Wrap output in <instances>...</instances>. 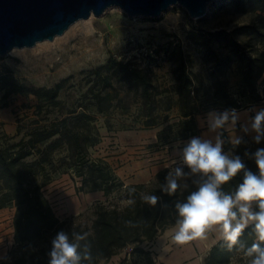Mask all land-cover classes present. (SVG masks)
Here are the masks:
<instances>
[{
    "label": "rangeland",
    "instance_id": "1",
    "mask_svg": "<svg viewBox=\"0 0 264 264\" xmlns=\"http://www.w3.org/2000/svg\"><path fill=\"white\" fill-rule=\"evenodd\" d=\"M261 2L241 0L237 5L233 0H213L203 18H190L180 5L171 6L157 17L128 16L118 7H111L99 16L81 19L85 21L69 29L71 25L51 41H40L0 55V77L7 76L25 89L62 84L58 102L52 105L29 92L11 93L2 99L7 87L0 81V103L7 102L5 108H0V146L14 145L11 151H15L35 129H43V125L54 118L73 109L81 111L84 107L95 114L99 133V142L89 148V153L109 163L125 185L147 183L167 166L171 169L167 176L173 175L175 166H183L170 163L169 158L170 150L184 143L177 139L181 118L178 95L174 91L180 54L187 71L196 76L195 81L200 86L195 120L211 111H224L217 103L211 104L208 76L213 71L227 78L230 91L239 99L240 63L227 45L225 35L213 34L223 31L240 45L250 40L258 47L254 29L264 33V10L258 8ZM110 58L128 61L149 77L154 92L158 93L153 104H144L137 93L114 83L122 99L116 100L103 113L95 111L86 93L93 84L95 88L101 87L93 72ZM207 101L210 108L205 111L203 104ZM168 102L170 109H167ZM150 107L151 119L144 115ZM150 120L155 124L147 125L146 121ZM45 145L38 143L32 154L24 159L29 164L40 161L32 166L35 170L30 176L32 182L45 183L42 192L60 220H68L72 225H89L94 204L105 199L103 193L76 191L79 183L58 168L59 159L66 151L61 148L52 152L43 163ZM143 179L148 180L139 182ZM14 212L13 205L0 209V262L3 263L11 262L23 250L22 245L13 241ZM127 251H132V246L120 252L127 254ZM135 255L141 259L140 264H146L143 255ZM5 256L9 259H3Z\"/></svg>",
    "mask_w": 264,
    "mask_h": 264
},
{
    "label": "trees",
    "instance_id": "2",
    "mask_svg": "<svg viewBox=\"0 0 264 264\" xmlns=\"http://www.w3.org/2000/svg\"><path fill=\"white\" fill-rule=\"evenodd\" d=\"M241 0H233L239 4ZM264 10V0L258 7ZM225 35L227 45L240 63L239 99L233 96L228 86L227 78L216 72H210L211 104L223 109H241L262 100L257 91L261 85L259 80L264 72V33L254 29V36L259 44L254 47L250 40L244 45L228 37L223 31L213 35ZM248 52V53H247ZM101 69L103 72H101ZM175 93L178 95L179 110V140H186L196 136L199 132L194 118L196 100L199 97L200 86L196 83V76L187 71L185 60L180 54L177 63ZM101 87L96 84L89 87L86 97H90L97 113H103L111 108L116 100H121L114 83L123 86L125 90L139 95L144 104L154 103V92L149 77L137 66L128 61L108 59L107 63L93 72ZM264 81V78L262 79ZM0 81L7 89L2 97L6 99L11 93H32L38 99H45L52 105L57 104V96L61 83L52 88L25 89L7 76H1ZM203 104L205 111L209 110V101ZM7 102L0 103L5 108ZM82 106V105H80ZM152 107L145 110L144 115L151 119ZM168 102L167 109H170ZM95 114L84 107L81 111L73 109L60 118H54L43 129L34 130L32 136L17 150L11 147L0 146V209L13 205L15 212L12 218L13 240L22 245L23 250L11 262L0 264H49L48 253L51 250V241L58 231H64L70 242L78 243V252L81 255L80 264H99L109 260L113 255L124 248L132 246L131 254L143 255L147 264L151 263L149 251L143 243H148L158 237L171 225L177 224L179 219L176 209L177 203H184L187 197L198 189L202 182L200 174H192L187 165L174 167L173 176L177 168H181L185 175L175 177L178 188L169 195L162 190L166 184V177L171 170L169 166L156 172L147 183L125 185L116 175L109 163L101 157H93L89 148L99 142L98 129L95 126ZM153 125L154 121H146ZM221 137L224 134L221 133ZM175 140V139H174ZM240 145L224 143L223 152L229 156L239 155L248 170L258 174L255 161L245 152L254 153L258 148H264V142L254 143L251 138H243ZM46 143L43 148V163L50 154L63 148L66 153L59 159L58 168L68 172L70 177L79 184L75 189L78 192L101 191L105 199L96 202L93 206V216L90 224L75 223L60 220L54 213L50 203L42 192L43 183H33L30 176L34 174L33 165L24 162L30 156L38 143ZM243 182V170L228 183L221 185L220 190L225 194H234L240 183ZM135 189V191H132ZM144 195H156L159 199L156 205H151L142 199ZM134 201V203H133ZM258 209V208H257ZM253 224L248 225L242 232L237 245L231 250L224 238L213 245L203 259V264H227L232 258L240 254L237 264H250V257L245 256V248L256 242L252 231ZM85 238L77 241L76 236ZM90 255L91 259L85 256ZM133 264H137L136 261Z\"/></svg>",
    "mask_w": 264,
    "mask_h": 264
},
{
    "label": "clouds",
    "instance_id": "3",
    "mask_svg": "<svg viewBox=\"0 0 264 264\" xmlns=\"http://www.w3.org/2000/svg\"><path fill=\"white\" fill-rule=\"evenodd\" d=\"M209 128L212 131L224 128L231 122L234 126L239 120L236 109H226L222 112L211 111L207 116ZM251 131L255 133L253 141L260 144L264 141V109L256 111L251 119ZM245 133L249 127L243 126ZM242 137H234L232 143L240 145ZM223 141L217 136L216 143L192 138L184 148V162L192 174H200L202 182L198 189L192 192L186 202L177 203L179 219L173 241L177 245L187 244L195 239H204L206 231L213 225H218L224 240L231 250L237 245L243 230L249 222H254L252 231L256 242L245 248L240 243V248L245 249L244 254L250 257V264H264V148H258L254 153L245 152L255 161L258 174L246 168L239 155L229 156L222 150ZM243 170V182L239 184L234 194H225L220 188ZM185 175L181 168H177L175 176L171 173L166 177V184L162 190L171 195L178 188L177 179ZM135 191V189H132ZM142 199L156 205V195H144ZM134 203V201H133ZM255 204L258 211L253 210ZM77 235L76 240L84 239ZM80 245L70 242L69 236L64 231H58L51 241V250L48 253L49 264H80L81 255L78 252ZM91 259L90 255L85 256ZM3 259H9L3 257Z\"/></svg>",
    "mask_w": 264,
    "mask_h": 264
},
{
    "label": "water",
    "instance_id": "4",
    "mask_svg": "<svg viewBox=\"0 0 264 264\" xmlns=\"http://www.w3.org/2000/svg\"><path fill=\"white\" fill-rule=\"evenodd\" d=\"M213 0H0V55L13 48L53 40L71 24L107 8L118 7L128 16L157 17L173 5L190 18H203Z\"/></svg>",
    "mask_w": 264,
    "mask_h": 264
},
{
    "label": "crops",
    "instance_id": "5",
    "mask_svg": "<svg viewBox=\"0 0 264 264\" xmlns=\"http://www.w3.org/2000/svg\"><path fill=\"white\" fill-rule=\"evenodd\" d=\"M263 78L264 72L262 78L259 80L262 85V90L264 94V81L262 80ZM260 109H264V101L255 102L250 105H247L244 108L237 109L239 113V120L237 121V123L233 126L231 122H229L224 126V128L216 129L215 131H212L209 128L207 120L209 112L204 114L203 118L196 119V123L199 128L198 134L186 140H181L184 141L182 145L179 144L177 147L172 148L170 150V163L186 165L184 162L183 150L192 138L198 137L201 140H208L211 141L214 145L216 143L217 136H220V139L223 141L222 150L224 143H232V139L234 137L239 136L242 138L253 139L255 133L251 131L250 123L252 117H254V115L256 114V111ZM243 126L249 127V131L247 133L242 130ZM221 133L224 134V137H221ZM147 180L148 179H143V181L139 182H145ZM253 210L258 211L255 204H253ZM252 223L254 222H249L248 225ZM177 227V224L171 225L154 240L148 243H143L145 248L149 251V258L151 260V263L149 264H203V259L208 254L210 248L215 245L220 239L223 238V234L220 231L219 226L213 225L206 231L204 239L198 238L187 244L177 245L173 241V236L175 234V231L177 230ZM125 256L126 253L120 252L119 254L113 255L109 260L104 261L103 264H128V260H126ZM240 256V254L236 255L227 264H237L238 258ZM121 258H123L122 263L120 262ZM140 260L141 259L139 257H136L135 254L133 255V262L136 261L137 264H140Z\"/></svg>",
    "mask_w": 264,
    "mask_h": 264
},
{
    "label": "built area",
    "instance_id": "6",
    "mask_svg": "<svg viewBox=\"0 0 264 264\" xmlns=\"http://www.w3.org/2000/svg\"><path fill=\"white\" fill-rule=\"evenodd\" d=\"M257 91H258V93L260 94V96L262 98V100L260 102H263L264 101V94H263V90H262V85H258L257 86ZM126 259L128 260V262H131L130 264H133V261H131V260H133V255L131 254V251H127Z\"/></svg>",
    "mask_w": 264,
    "mask_h": 264
},
{
    "label": "bare ground",
    "instance_id": "7",
    "mask_svg": "<svg viewBox=\"0 0 264 264\" xmlns=\"http://www.w3.org/2000/svg\"><path fill=\"white\" fill-rule=\"evenodd\" d=\"M110 8H111V7H110ZM91 18H92V16H90V18H88V19H91ZM79 21H85V20H81V19H80V20H77L76 22H74V24H71L72 26L70 25L71 27L69 26V27H70L69 29H71V28L73 27V25H75V23H78ZM87 21H89V20H87ZM68 31H69V30H68ZM13 49H15V48H13ZM13 49H12V50H13Z\"/></svg>",
    "mask_w": 264,
    "mask_h": 264
}]
</instances>
